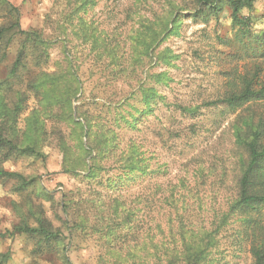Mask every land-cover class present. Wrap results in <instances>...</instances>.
Returning a JSON list of instances; mask_svg holds the SVG:
<instances>
[{
	"label": "rangeland",
	"instance_id": "obj_1",
	"mask_svg": "<svg viewBox=\"0 0 264 264\" xmlns=\"http://www.w3.org/2000/svg\"><path fill=\"white\" fill-rule=\"evenodd\" d=\"M6 1L18 10L21 30L36 31L50 42L44 70H64L70 65L81 89L74 107L84 101L93 109L95 103L106 101L143 109L139 89L149 83L164 98V102L153 103L154 112L140 120L137 130L121 131L123 144L130 140L141 146L154 171L143 179L136 178L120 195L126 206L139 209L137 249L145 241L147 225H155L148 223L150 220L160 223L159 230H154L159 246L161 231L167 234V212L171 214L168 224L175 232L179 224L187 229H209L213 216L219 215L234 195L239 151L230 130L235 115L218 116L220 109L200 106L223 96L227 73L236 67L244 72V68L250 70L259 64L264 83V0H257L250 11H241L240 17L251 16L255 34L243 40L232 27L225 3L216 18L203 23L191 17V0H91L86 5L80 4L81 0ZM6 15L0 4V27L7 25ZM18 48L14 40L7 48L0 46V78ZM28 68L32 72L38 69L32 62ZM159 73L165 74L166 83L156 85L149 77ZM178 106L198 107V116L182 115ZM35 107L33 99H28L18 125L21 130L24 118ZM252 109L264 122V102ZM128 110L123 106L118 111ZM46 129L47 138L38 156H14L0 166L32 182L19 192L15 180L0 177V256H7L4 264H62L56 252L34 255L35 241L15 232L22 221L33 223L30 210L42 215L52 230L61 232L63 255L70 264H111L98 235L78 231L68 237V217L63 209L64 203L95 198L106 190L64 172L59 140L64 137L70 146L79 144L68 138V125L47 122ZM166 197L175 200L174 209L164 208ZM235 230L231 225L220 232L214 257L224 264H252L247 247L237 250ZM157 255L160 257V251Z\"/></svg>",
	"mask_w": 264,
	"mask_h": 264
},
{
	"label": "trees",
	"instance_id": "obj_2",
	"mask_svg": "<svg viewBox=\"0 0 264 264\" xmlns=\"http://www.w3.org/2000/svg\"><path fill=\"white\" fill-rule=\"evenodd\" d=\"M256 1L191 0L189 3L193 7L191 17L203 23H208L211 17L216 18L225 3L230 10L232 27L237 29L239 39L243 40L252 36L254 30L251 16L240 17V14L244 9L250 11ZM90 2L81 0L80 4ZM0 4L8 18L7 25L0 27V46L7 48L13 40L19 44L14 60L0 78V166L14 156H38L47 138L46 123L63 121L68 125V138L79 143L70 146L64 137L59 140L66 167L64 172L81 176L106 190L104 195L99 194L95 198L64 203L63 209L68 217L65 223L68 237H73L78 231L85 235H98L111 264H224L221 259L214 257L218 248L217 237L222 230L235 225L233 236L237 250L242 251L243 247H247L252 264H264V122L250 111L255 104L264 102V83L260 80L263 71L259 64H253L250 70L244 68V72L238 67L228 72L223 96L200 106L220 109L218 116L235 115L230 130L234 148L239 151L235 163L238 176L234 195L229 198L226 208L213 216L209 229H187L179 224L176 232L168 224L171 214L167 212V234L164 236L161 231V249L156 245L154 235L160 223L154 220L148 222L155 225H147L145 241L137 249L140 221L136 219V213L139 209L131 208L128 204L126 206L120 195L136 178L143 179L154 171L150 169L149 159L141 146L130 140L123 144L121 131L137 130L140 120L154 112L153 103L157 100L164 102V98L149 83L139 89L143 109L125 105L126 102L113 106L106 101L95 103L93 109L84 101L74 107L73 103L78 101L76 96L81 89L70 65L64 70L59 67L53 72L44 70L49 61L50 42L36 31L21 30L18 10L6 0H0ZM183 9L189 10L186 6ZM171 14L173 16L172 10L169 12ZM171 22L176 24L175 19ZM167 30L166 26L163 33ZM154 36V33L150 36L153 44ZM149 49L147 45L146 55H149ZM29 62L38 69L32 72L28 68ZM149 79L156 85L166 83L163 73ZM30 98L36 107L24 118V128L21 130L18 126L20 117ZM123 106H128L130 110L118 111ZM198 109L177 107L182 115L191 118L198 116ZM76 172H82V175ZM0 177L15 180L19 192L32 183L17 173L1 169ZM107 199L111 200L108 204L104 202ZM163 206L168 210L174 209L175 200L166 197ZM28 214L33 223L24 220L14 230L35 241L33 254L41 256L56 252L61 255L62 264H70L63 255L65 246L61 232L52 230L42 215H35L30 210ZM123 251L127 253L126 256L122 255ZM6 261L7 256H0V264Z\"/></svg>",
	"mask_w": 264,
	"mask_h": 264
}]
</instances>
